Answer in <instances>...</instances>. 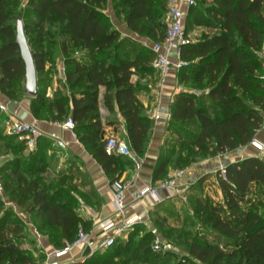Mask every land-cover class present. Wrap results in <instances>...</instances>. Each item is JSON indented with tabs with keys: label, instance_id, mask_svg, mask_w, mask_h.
I'll use <instances>...</instances> for the list:
<instances>
[{
	"label": "trees",
	"instance_id": "1",
	"mask_svg": "<svg viewBox=\"0 0 264 264\" xmlns=\"http://www.w3.org/2000/svg\"><path fill=\"white\" fill-rule=\"evenodd\" d=\"M168 1L113 0L116 15L123 17L126 26L156 43L165 38ZM205 1L209 4L207 7L196 4L190 7L186 30L201 26L218 32L213 36L210 32L204 33L201 39L184 47L183 57L190 65L179 72L180 80L186 86L197 87L199 91L207 89L208 93L199 96L184 91L176 95L169 126L172 137L166 138L155 174V179L161 180L159 182L169 178L170 166L176 171L184 170L209 156L230 153L251 144L264 125V86L257 85L255 75L258 72L255 53L261 51L264 44V0ZM21 2L0 0L2 93L12 101H20L26 95V66L16 43L19 21L24 24L38 81L47 62L54 60L52 57L48 60L38 47L44 44L55 51L62 40L64 55L72 47L79 48L83 55L65 56L71 96L59 95L57 100H48L46 105L45 93L39 86V95L32 101L33 114L40 120L63 122L70 115L69 104L72 103L75 132L85 145L92 146L95 158L106 172L115 176L121 170L132 168V159L106 151L99 113V89L101 86L106 88L104 105L108 109L114 111V105H118L128 125L133 151L143 157L153 122L137 97L144 87L138 88L132 77L143 78L157 73L153 67L155 54L141 43L122 36L113 27L105 14L109 0H29L24 9L20 8ZM26 22L39 31L44 30V35L31 38ZM52 22L59 28L55 30ZM252 85L263 88L262 93L252 90ZM241 93L249 95L253 104ZM6 119L0 111V124ZM186 126L194 129L188 132ZM183 132L192 139L179 142L177 138ZM7 136H18L21 139L19 148L26 150V141L19 135ZM33 159L35 163L29 165L30 172L35 165L41 168V164H45L47 170L42 155H33ZM8 171L7 175H0L6 195L27 214L41 213L40 231H44V236L56 247L64 249L74 243L81 228L90 232L92 226L76 212L72 197L57 201L59 193H51L48 184L29 181L19 165ZM226 171L227 179L217 175L224 203L215 205L208 199L204 204L200 198L196 201L209 212L206 216L201 214V219L210 228V233L215 234V240L225 241L232 249L194 236L186 243L183 256L172 250L156 253L153 250L156 235L146 233L134 248L135 256L142 258L140 263L171 264L174 260L176 264H264V214L261 211L264 199L255 200L259 194L264 197V160L251 156L228 165ZM208 179H201L196 184L197 192H193L203 193V185ZM116 180L118 178L113 177V182ZM59 181L68 192L78 191L72 177H60ZM195 209L198 210L197 206ZM153 219L161 228L166 227V222L158 215ZM144 230V225L136 224L128 234V246H124V238H118L114 246L106 248L104 256H118L122 250L130 252L129 245ZM23 240L25 227L21 217L0 208V263L36 264V259L21 249ZM102 256L90 264L107 262Z\"/></svg>",
	"mask_w": 264,
	"mask_h": 264
},
{
	"label": "crops",
	"instance_id": "2",
	"mask_svg": "<svg viewBox=\"0 0 264 264\" xmlns=\"http://www.w3.org/2000/svg\"><path fill=\"white\" fill-rule=\"evenodd\" d=\"M170 1L171 0L168 1V4ZM186 2L187 0H181V3L184 4L187 9L188 18L190 7L188 8ZM195 28V30L193 29L194 32L202 28L203 30H208L201 26H196ZM117 30L122 36L131 38L150 50H152L153 45L156 43L149 38L133 32L121 20L117 25ZM198 40L199 39H196L193 42ZM58 64L60 68L59 78H61L68 86L66 58ZM157 73L147 75L144 79V81L150 82V89L149 87H144L137 93V97L143 105L146 115L153 122L146 152L143 157H139L141 158V167L137 170L134 163L132 168L121 170L115 176H111L106 172L95 158V151L91 148L92 146L85 145V143L78 138L75 129H66L56 125L55 121H45L36 118L32 111V97L26 95V97L20 101H12L4 95L3 102L8 106L10 114L3 112L7 119L0 124V128L5 130L6 122L10 119L11 115L18 120L36 122L39 125L43 132V137L33 155L43 156L47 165V173L49 175L57 178L72 177L74 184L77 186V192L80 194V198L83 199V208L81 209V213L78 214L85 223L92 226L89 232V243L85 246H75L70 252L61 257H57L56 255V251L61 249L51 243L47 236L38 235L40 237V247L48 255L46 263L58 262L59 264H77L88 259L98 251L106 249L102 245L111 232L104 231L101 223L109 218H113L115 215L114 198L111 188L113 177L130 184L126 193V203L128 205L126 219L138 218L137 224L150 226L152 225V219L157 217V215L160 217L166 214L164 217H170V214L168 212H163V210L174 208V204L183 201L181 194L186 195L189 199V196L194 193L193 191L197 192L196 184L203 177H209V175H212L207 181H205L203 185V193H207L208 191L206 184L214 183L216 191L221 193L222 200H224L223 191L217 180L219 170L221 168H226L232 163L243 161L251 156H256L264 160V153H261L258 146L253 143L230 153L209 156L203 161L191 165L187 170H184L185 174L179 177L175 183L179 188V194H177L175 198L166 200L162 203L156 202L152 197H144L141 200H136V195L138 193L150 186L160 183L159 181H161L155 179V174L162 153V148L166 143V138L170 134L169 126L171 121V109L176 95L184 91H191L197 95L199 94L186 86L185 83L181 82L180 72L172 71L162 76ZM138 79L139 77L134 75L132 77L133 83L136 84ZM50 90L53 91H48V96H51V94L52 96L55 95V99L52 101L57 100L59 95L71 96L70 91L64 89V87L59 88L54 85L53 89ZM105 92L106 88L101 86L99 89V113L104 133L103 139L106 142L110 135H115L119 139L126 140L132 147L128 125L123 115L119 112L118 105H114V111H111L104 105ZM69 108L70 115L63 122L72 119V103L69 104ZM157 115H159V119L156 118ZM58 141H64L66 147L61 148L57 146ZM255 141L257 144L264 142V125L262 129L258 131ZM121 158L128 157L121 156ZM176 172L177 171L170 166L168 177L170 178ZM0 189L4 190L3 182L1 180ZM3 194L4 198L2 201L4 203L6 202V204L13 206L16 210L17 207L21 208L5 194V191H3ZM21 214L22 213H20L19 216H22ZM25 218V220H28L27 217Z\"/></svg>",
	"mask_w": 264,
	"mask_h": 264
},
{
	"label": "rangeland",
	"instance_id": "3",
	"mask_svg": "<svg viewBox=\"0 0 264 264\" xmlns=\"http://www.w3.org/2000/svg\"><path fill=\"white\" fill-rule=\"evenodd\" d=\"M118 1V0H114ZM196 5H201L203 7H207L209 4L205 0H194ZM29 0H22L20 8H23L27 6ZM120 9V8H118ZM106 16L110 19V21L113 24V27L117 29V25L119 24V21H123L122 16L116 15V9L114 7L113 0H109V3L105 9ZM110 15V16H109ZM34 22H38L37 19L31 18ZM120 19V20H119ZM166 19V18H165ZM164 19V21H165ZM46 26V21L43 22ZM27 24V30L31 38L40 37V35H44V30H37L34 28V26L28 22ZM52 27L59 28V25L56 24V22H52ZM194 30L196 28H193ZM191 28H187V35L190 42L195 41L196 39H201L202 35L204 33L210 32V35L213 36L215 33H217V30L211 29V30H197L194 32V30ZM153 41V40H151ZM154 42V41H153ZM64 42L60 40L58 49L55 51H52L51 47H47V45H41L38 47L41 51L45 52V55L47 56L48 60L54 58V60H50V62H47L46 70L39 74V81H40V88L42 89V92L45 93L46 98V105H48V100L52 101L55 99V95L48 96V91H53L50 89H53L54 85L57 87H64L66 90H70L69 86H67L61 78H59V62L62 61L65 56L68 57H78L80 55H83L81 50L76 47H72L71 50L66 53L67 55H64V53L61 50L62 45ZM37 49L36 47H34ZM264 50V44L263 48ZM261 50V51H262ZM153 52V50H151ZM154 54V52H153ZM255 60L257 61V69L258 72H256V77L258 79L257 85L264 86V72L261 64V58L260 55H258V52L255 53ZM54 55V56H53ZM58 60V61H56ZM189 62V61H188ZM190 63V62H189ZM158 74V73H157ZM147 77L145 75L143 78H139L137 81L138 88L143 86L145 88L149 87L150 82L144 81V79ZM25 85V83H24ZM66 86V87H65ZM150 89V87H149ZM252 90H255L256 93H262L263 88H259L258 86H251ZM194 91L198 92L199 96L207 94V89H202L199 91V89L196 87L193 89ZM140 91V90H139ZM138 91V92H139ZM258 91V92H257ZM260 91V92H259ZM241 95L249 101L251 104H253L250 101V96L241 93ZM26 97V95H25ZM53 97V98H52ZM210 105L209 107H212L213 105ZM46 111V109L44 110ZM194 127L192 126H186L185 130L188 132H192ZM6 131L0 128V175L9 173V168L15 165H19L21 167L22 172L27 173L28 180L32 181H38L39 183L48 184L51 187V193H59L57 196V201H62V198L65 197H72L74 199L73 201V207L76 208L77 213H81V209L83 208V199L80 198V194L78 192H68V188L66 186L63 187L62 182L59 181V178L53 177L52 175H49L47 173V170L45 168V164H41V168L39 166L35 165V169L30 172L28 170L29 165H31L34 162L33 159V153L29 154L27 150H21L19 148V143L21 139L18 136H7ZM169 139L172 137L171 133L169 134ZM174 138L176 136H173ZM179 142L184 141L186 139L187 141H190L192 138L191 136H188L183 132L180 138ZM184 155H186V152H184ZM202 159L201 161H203ZM10 165V166H9ZM3 169V170H2ZM43 169V170H41ZM188 168H184V170H187ZM42 171V172H41ZM212 175H209V177ZM207 178V177H203ZM202 178V179H203ZM1 180V176H0ZM201 180V179H200ZM208 191L207 193H193L191 196H189L188 200L179 201L177 204H174V208H168L166 210H163V212H168L170 214V217H164L160 216L164 221L166 222V227L161 228L157 225V223L152 219V225L146 226L144 225L145 230L142 231L136 238L134 239L133 244H130L129 249L131 250L128 253H124L123 250L121 251V254L118 256H104L105 250L102 249L98 251L95 255H92L88 259L84 260L83 262L77 263V264H90V262H94L98 259V256H102L104 259H107V262H104L102 264H143L142 258L138 256H135L134 248L138 245L137 243L140 241L141 237L145 235L146 233H152L159 237L162 241L165 243H169L172 247V251L176 252L179 256H183L186 254V243L193 239L194 236H200L204 241L206 242H213L215 244H219L222 247L231 250L232 247L228 246L225 241L223 240H215V234L210 233V228L203 222V219H201V214L205 213V216L208 215V211H205L204 207H200L199 204H197L196 199L200 198L206 204L208 199H211L213 204L219 205L224 200H222L221 193L216 191L214 183L212 184H206ZM3 189H0V208L2 210L9 209L13 211L16 215L19 216L20 213H22L20 216L22 223L25 227V240L20 242V247L22 250L26 251L28 255L34 257L36 259V264H45L48 260L47 253L40 247L39 239L40 236H44V231H40V226L42 225L41 219V213L40 212H34V214H27L25 211H23L21 208L17 207V210L13 208V206L4 203L2 200L4 198ZM58 191V192H56ZM6 194V193H5ZM263 195V194H262ZM261 194L258 196H255V200L264 199V197ZM2 203L4 207H2ZM197 206L198 210L195 209ZM262 213L264 214V205L261 208ZM3 215V214H2ZM27 217L28 220H25ZM179 229V230H178ZM182 229V231H181ZM155 232V233H154ZM127 239L123 240L124 246H128V243L126 242ZM109 255V254H108ZM139 257V258H138ZM0 264H10L8 262L0 263ZM171 264H176L173 260Z\"/></svg>",
	"mask_w": 264,
	"mask_h": 264
},
{
	"label": "built area",
	"instance_id": "4",
	"mask_svg": "<svg viewBox=\"0 0 264 264\" xmlns=\"http://www.w3.org/2000/svg\"><path fill=\"white\" fill-rule=\"evenodd\" d=\"M186 5L189 8L195 5V1L187 0ZM186 19L187 9L184 4L181 3V0H171L167 7L165 19V38L162 42L155 43L152 47L155 54L153 67L161 76L172 71L179 72L190 65L183 57L184 47L190 43L186 31ZM258 55H260L264 72V50L259 51ZM3 98L4 94L0 90V111L10 114L8 106L3 102ZM156 118L159 119V115H157ZM56 125L70 130L75 129V122L72 119L63 123L56 122ZM5 131L8 135H19L24 139L26 141V150L29 153H34L37 150L38 141L43 137V132L36 122L18 120L12 115L6 122ZM252 143L258 146L261 153H264V142L257 144L254 140ZM57 146L65 148L66 143L64 141H58ZM106 151L108 154H115L132 159L137 170L141 167V158L135 154L130 144L124 139H119L115 135H110L106 141ZM184 174V170L177 171L167 180L150 186L138 193L136 195V200H141L144 197H152L156 202L162 203L166 200L175 198L176 195L179 194V188L175 184L176 180ZM219 174L223 179H227L226 168H221ZM129 186L130 184L122 180H116L111 184L115 215L113 218H109L101 223L104 231L111 232L103 242L102 246L105 248L114 246L118 238L127 239L129 232L138 223V218L126 219V211L128 209L126 193ZM181 197L183 200H188V197L184 194H181ZM89 239L90 233L81 228L79 236L74 243H70L64 249L56 251L57 257L66 255L75 246L87 245ZM153 250L156 253H165L166 251L172 250V247L169 243H165L156 236L153 243ZM45 264L59 263L52 262Z\"/></svg>",
	"mask_w": 264,
	"mask_h": 264
},
{
	"label": "water",
	"instance_id": "5",
	"mask_svg": "<svg viewBox=\"0 0 264 264\" xmlns=\"http://www.w3.org/2000/svg\"><path fill=\"white\" fill-rule=\"evenodd\" d=\"M16 43L20 47L21 57L26 66L25 94L29 97L36 98L39 95L38 71L22 21H19L17 25Z\"/></svg>",
	"mask_w": 264,
	"mask_h": 264
}]
</instances>
